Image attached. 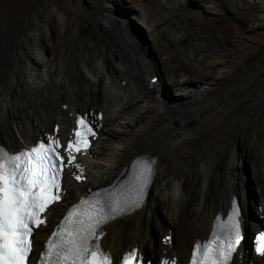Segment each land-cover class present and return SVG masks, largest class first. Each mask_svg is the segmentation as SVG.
<instances>
[{"label":"bare ground","instance_id":"1","mask_svg":"<svg viewBox=\"0 0 264 264\" xmlns=\"http://www.w3.org/2000/svg\"><path fill=\"white\" fill-rule=\"evenodd\" d=\"M133 1L130 6L134 11L133 15L138 22L146 23L152 41L156 36H165L171 41L168 45H172L184 39L178 35L182 32L179 30L180 24L174 22L176 27L167 25V20L173 13L166 8L165 14L162 5L169 2L174 6V3L187 0H158L156 6L151 7L144 0ZM196 1L201 5L197 9L188 5V10L191 17L199 21L218 9L235 15L242 13L243 9L251 8L264 12V0ZM104 8L103 11L109 9L108 3ZM20 11L21 7L17 6L12 10V15ZM8 13L10 14L6 7L0 9V14ZM64 20L53 10L47 15L43 25L32 23L22 37L0 44V70L10 63L11 78L15 79L18 88L7 97L0 95L1 146L18 150L31 145L40 136L51 134L60 137L62 144L67 146L72 136V120L78 111L94 118L101 125L100 137H97L89 155L82 157L86 168L83 180L75 183L70 179L75 187H69L63 200L52 204L43 216L45 224L38 227L33 236L31 255L36 258L43 239L52 226L68 205L87 188L107 185L118 175L123 177L126 171L135 170L139 166H135L138 159H141L142 163H150L153 170L142 206L111 220L104 227L105 233L100 245L116 259L131 247H137V253L152 260L154 264H159L160 259L166 258L174 260L176 264H185L193 242L207 237L215 214L220 212L223 215L229 207V200L233 196L237 197V179L247 175L238 165V158L242 154H238L234 148L236 128L234 134L227 138L229 141H224L223 138L211 140L207 133L195 140L194 130L199 121L205 118L204 115L183 117L176 126H172L171 119L182 111L197 113L196 109L203 103L213 102L211 95H217L215 88H212L214 80L225 77L227 68H233V62L220 56L214 46L206 43L203 50H199L196 38L185 46L179 45L185 60L182 64L177 59L179 52L171 55L166 50L167 45L156 41L153 42L156 45L155 51L159 55H165L163 58L158 55L165 65L162 67L163 74L159 77L156 73L159 68L148 58H142L133 51L134 39L123 19H114L122 27H119L121 33L117 32L118 38L111 40L94 54L80 51L76 37L73 33L70 34V27L65 25ZM259 20L262 23L256 27L251 26V30L256 31L264 26V16ZM41 29L48 36L47 43L42 40ZM226 36L222 37L223 41ZM234 43L236 46L241 43L238 34L235 35ZM66 47H69L68 56L63 53ZM125 54H129L132 59H128ZM140 66L144 68L143 71L139 70ZM154 78L155 82H152ZM167 85L171 86L170 90ZM64 96L67 98V106L63 109L61 99ZM151 102H156L168 112L166 120L149 134L140 136L139 142L127 145L122 137V122L124 126L132 122L140 123L138 116L145 117L149 112H156L157 107L150 105ZM144 105L149 107L141 110ZM98 114L101 115L99 118ZM134 137L137 139L138 136ZM99 138L104 141L102 148L97 144ZM197 140L202 144L194 149L193 145ZM125 146H128V158L123 164L120 162V155ZM175 151H179L186 170L171 163L170 158ZM227 151L231 154L230 159L226 157ZM242 153L249 159L252 174H256L260 167L264 170V152L255 147L253 139L242 144ZM109 179L111 180L108 181ZM255 184H259L256 178L254 184L250 182L245 192L240 191L242 193L238 200L244 213L253 218L257 230H260L263 224L260 215L264 216V186L260 187L258 203L245 205L249 189ZM156 207L165 210V216L170 222L160 224L162 237L179 233L176 244L170 250L168 242L162 241L161 236L153 235L146 228L150 213ZM247 249L246 244L242 245L237 252L238 258L234 257L231 264L254 263L253 259L256 264H264V255L251 256Z\"/></svg>","mask_w":264,"mask_h":264},{"label":"rangeland","instance_id":"2","mask_svg":"<svg viewBox=\"0 0 264 264\" xmlns=\"http://www.w3.org/2000/svg\"><path fill=\"white\" fill-rule=\"evenodd\" d=\"M157 1L158 0H144L149 7L156 6ZM107 3L109 5V9L107 10L112 12L102 10L105 9L104 6ZM133 3V0H0V9L6 7L7 11L10 12V14L8 13L7 15L0 14V44L15 40V37H22L32 23L43 25L47 15L54 10V12L60 14L62 19L65 18L64 23L66 26L70 27V34L72 35L73 33L74 37H76L80 51L88 54H94L96 50H102L111 40L118 38L117 32L121 33L119 30L121 25L116 23L114 19H123L126 27H128V31L132 34L134 39V45H132L133 51L140 57L143 58L144 56L151 60V62L159 68L156 72L159 77L163 74L162 67L165 65H163L162 59L160 60L158 57L159 54L155 51L156 45H154L153 42L157 41L159 44L162 43L164 46L167 45L168 47L166 50L170 51L171 55H177L178 52L181 53L179 45L185 46L195 41L196 38L199 42V50H203L202 47H204V43L214 46L220 56L233 62L231 65L233 68L228 67V71L225 72V77L214 80L215 82L212 88H215L214 90L217 95H211L213 102L203 103L196 109L197 113L194 114L188 111H182L171 119V124L172 126H176L178 121L183 119V117H191V115L198 117L204 115V120L201 119L199 121L198 119L199 124L194 130L195 140L197 138H202L203 134L207 133L211 140L223 138L222 140L229 141L227 138L234 134V129L236 128L237 139L235 140L234 148L238 154H242L241 157L238 158V165L241 169L243 168L245 175H247V177L249 176V179L246 176L237 179L236 194L239 198L240 193L246 191L250 182L254 184V178H256L259 180V184H255L252 189L250 188L252 191L249 189V198L245 205L258 203L260 187L264 186V170L260 167L256 174H252V169L248 163L249 159L242 153V144L249 143L250 140L253 139L255 141V147L259 149L260 152H264V26H260L256 31L253 28V30H251V26L256 27L259 26V23H262L259 19L264 16V12L256 11L251 8L243 9L242 13L235 15L230 12H222L221 9H218L211 14H207L204 20L199 21L191 17L188 5L190 8L191 5H193V8L197 9L198 6L201 5L200 2L196 0H187L179 4L174 3V6L169 2H164L162 9L165 8V14L167 8L172 11L174 16H171L169 18L170 20H167V25L176 27L180 24L179 27L182 29L180 28L179 30L183 33L181 32L178 35L184 38L180 43L168 45L171 41L165 36H156L154 41L151 40V36L148 34L145 26L146 23L138 22L133 15L134 11L130 7ZM17 6L21 7V11L16 15H12V10ZM169 7H171V9ZM161 14L164 15V12L161 11ZM116 15H119V17ZM174 22L178 24L175 25ZM42 29L40 30L42 40L44 43H47L48 36ZM63 30L64 29H61V31ZM237 34L241 39V43L238 46L234 43V38ZM224 36H226V39L223 41L222 37ZM68 52L69 47H66L63 53L65 56H68ZM179 53L177 59L180 63L184 64V57L182 53ZM159 56L162 58L165 57V55ZM126 57L132 59L129 54L128 56L126 55ZM9 64L10 63L0 70V95L2 97L3 95L7 97L11 91L18 89L15 84V79L11 78L12 65ZM139 70L143 71L144 68L140 66ZM189 77L191 78L190 75ZM167 87H169L170 90L171 86L167 85ZM171 90H173V88H171ZM66 102L67 98L64 96L61 99L63 109L67 106ZM150 105L157 107L155 109L156 112H146L147 114H145V117L144 115L138 116L137 119L140 120V123L135 122L133 124L132 122L130 125L127 124L124 126L125 124L122 122V137L127 145H133L134 142H139L140 136L149 134L152 129L161 126L163 120H166L167 111H164L156 102H151ZM148 107V105H144L141 110H145ZM80 112L78 111L77 113ZM156 113H158L157 116L155 115ZM133 117L135 118L136 116L134 115ZM112 122H114V120H112ZM115 122L114 124L116 125ZM134 136H138V140ZM101 138H99L97 142L100 148L104 145V141H102ZM200 144H202V142L197 140L193 148L196 149ZM127 147L128 146L124 147L123 153L120 155V162L123 164L128 158ZM226 157L227 159L231 158L229 151H227ZM170 159L171 163H174L173 165L177 168L186 170L183 166V160L179 151L173 152ZM66 178L64 186L67 192L68 188L71 186L74 188L75 184L70 178ZM110 180L111 179L108 181ZM251 192L254 195L251 194ZM154 211L150 213V219L149 222L146 223V228L153 235L162 237L163 234L160 229V224H162V222L164 223V221L167 223L169 222L167 216H165L167 214L161 207H156ZM262 225L263 224H261V226ZM248 231L252 232L247 229V232ZM177 235H179V233L171 235L172 245L168 246L169 250L176 244ZM160 239L165 242L163 237ZM152 243L151 241L150 245H152ZM172 251L174 252L175 250ZM253 261V264H256L254 259ZM151 262L154 264L153 261Z\"/></svg>","mask_w":264,"mask_h":264},{"label":"snow or ice","instance_id":"3","mask_svg":"<svg viewBox=\"0 0 264 264\" xmlns=\"http://www.w3.org/2000/svg\"><path fill=\"white\" fill-rule=\"evenodd\" d=\"M75 123L79 126L75 140L69 141L64 150L67 164L73 163V152L88 147V136H95L84 118L77 117ZM59 148L60 142L51 136L30 151L21 149L10 154L0 147V264H113L110 254L101 251L102 226L139 205L153 171L151 164H139L114 191L81 198L67 210L33 259V233L45 224L42 213L60 199L64 157L57 151ZM238 215L233 202L228 219L214 224L211 237L203 244L199 240L194 243L190 264H230L242 239ZM216 219L220 221V217ZM255 239V251L264 255V231ZM135 256V249L125 253L123 264H132Z\"/></svg>","mask_w":264,"mask_h":264}]
</instances>
